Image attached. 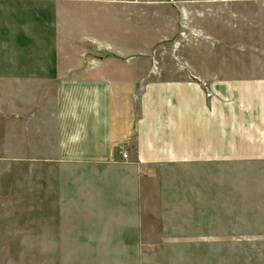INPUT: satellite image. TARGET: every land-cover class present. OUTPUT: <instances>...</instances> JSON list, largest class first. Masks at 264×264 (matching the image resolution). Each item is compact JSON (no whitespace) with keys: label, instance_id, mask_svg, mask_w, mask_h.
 I'll use <instances>...</instances> for the list:
<instances>
[{"label":"crops","instance_id":"1","mask_svg":"<svg viewBox=\"0 0 264 264\" xmlns=\"http://www.w3.org/2000/svg\"><path fill=\"white\" fill-rule=\"evenodd\" d=\"M150 7L161 12L141 14ZM179 8L146 0H0V165L111 167L124 147L138 182L162 186V195L178 167L264 162V68L212 62L207 38L201 65L147 59L153 47L146 41L173 35ZM212 17L224 22L220 14L197 20ZM145 21L154 25L150 37L140 32ZM59 179L60 192L66 175ZM115 226L93 224L81 237L126 240L109 234L129 231ZM57 231L66 236L64 226L49 227L45 238ZM0 232V240L16 242L33 229Z\"/></svg>","mask_w":264,"mask_h":264},{"label":"rangeland","instance_id":"2","mask_svg":"<svg viewBox=\"0 0 264 264\" xmlns=\"http://www.w3.org/2000/svg\"><path fill=\"white\" fill-rule=\"evenodd\" d=\"M146 1L179 6L183 19L172 25L173 35L165 40L152 36L146 41L147 50L153 47L147 57L153 64L201 65L209 39L212 62L264 68V0ZM143 10L141 14L151 16L161 7ZM219 14L224 22L216 17L211 23L197 20ZM183 15L192 20L186 23ZM146 24L139 31L150 37L154 25ZM158 50L168 58L159 57ZM118 153L121 158L114 166L91 169L3 159L0 230L33 232L22 241L0 240V264H264V162L178 167L170 173L175 182L163 185L170 191L161 195L162 186L154 191V183L138 182L137 165L124 147ZM60 175H66V182L59 192ZM141 188L145 190L140 199ZM99 223L128 228L109 233L126 240L82 238L89 235L82 230ZM138 224L143 232H137ZM61 226L63 239L58 231L45 238L46 228ZM70 235L81 241L70 240Z\"/></svg>","mask_w":264,"mask_h":264},{"label":"built area","instance_id":"3","mask_svg":"<svg viewBox=\"0 0 264 264\" xmlns=\"http://www.w3.org/2000/svg\"><path fill=\"white\" fill-rule=\"evenodd\" d=\"M125 156H127V155H125Z\"/></svg>","mask_w":264,"mask_h":264}]
</instances>
